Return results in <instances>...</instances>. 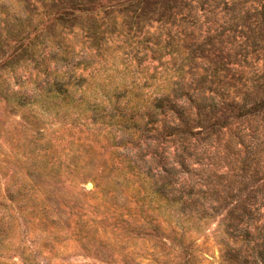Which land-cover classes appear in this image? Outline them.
Here are the masks:
<instances>
[{"label": "rangeland", "instance_id": "1", "mask_svg": "<svg viewBox=\"0 0 264 264\" xmlns=\"http://www.w3.org/2000/svg\"><path fill=\"white\" fill-rule=\"evenodd\" d=\"M0 264H264V0H0Z\"/></svg>", "mask_w": 264, "mask_h": 264}, {"label": "trees", "instance_id": "2", "mask_svg": "<svg viewBox=\"0 0 264 264\" xmlns=\"http://www.w3.org/2000/svg\"><path fill=\"white\" fill-rule=\"evenodd\" d=\"M63 3H70L71 5H75L77 3H82L86 0H62ZM89 1V0H87ZM94 1V0H91ZM186 97H182V95L175 94L173 98H161L156 109L161 111V114L164 116L163 126H167L173 130V135L175 134L180 139V145L184 146V149H187L190 146L191 139L194 137L197 141H200L201 137L202 140L199 145L195 144L194 148H198V146H203L200 151H190L188 154L194 155L197 158L203 155L206 150V145L210 143V134L208 131L204 130L203 128L199 130H194L192 122L195 119L192 116V107L187 104L185 99ZM188 101L191 103L193 100L192 95L187 96ZM204 102L198 103V109L202 110L205 108ZM217 107H213L212 112H217ZM249 110V109H248ZM203 114L207 117L208 114L206 110H203ZM171 115V116H168ZM200 138V139H199ZM183 149V150H184ZM182 155V154H181ZM183 156L180 157L182 159ZM252 166V159L250 156L246 157V160H242V169L246 170ZM257 197L255 194L248 195L247 198L243 200V203L238 204L235 207L236 212V219L239 223L246 222L247 224H251L254 221L255 214L257 211ZM248 224V225H249Z\"/></svg>", "mask_w": 264, "mask_h": 264}]
</instances>
